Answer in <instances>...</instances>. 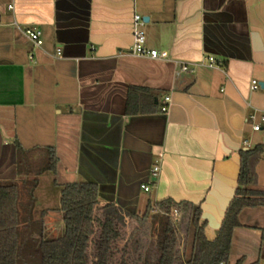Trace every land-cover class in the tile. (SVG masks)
<instances>
[{
	"label": "crops",
	"instance_id": "crops-1",
	"mask_svg": "<svg viewBox=\"0 0 264 264\" xmlns=\"http://www.w3.org/2000/svg\"><path fill=\"white\" fill-rule=\"evenodd\" d=\"M0 13V180H18L19 147L54 139L59 198L64 184L92 182L99 204L131 213L167 198L199 204L213 239L238 187L240 152L264 143L247 121L264 109V0H0ZM135 14L148 18L146 46L168 59L132 53ZM27 27L42 32L41 46ZM252 80L263 85L253 90ZM58 208L38 213L49 235V212L63 221ZM239 221L229 264H264V207L244 208Z\"/></svg>",
	"mask_w": 264,
	"mask_h": 264
},
{
	"label": "trees",
	"instance_id": "trees-1",
	"mask_svg": "<svg viewBox=\"0 0 264 264\" xmlns=\"http://www.w3.org/2000/svg\"><path fill=\"white\" fill-rule=\"evenodd\" d=\"M29 151L19 147L18 180H0V264H229L233 230L241 226L240 212L264 207V190L254 188L256 166L264 154V143H259L240 152L238 187L213 239L205 234L199 204L170 198L148 204L140 225L127 235V218L137 215L115 201L99 204L98 185L92 182L62 185L58 210L64 229L50 238L42 219L33 215L35 189L39 175L56 171L58 158L49 147L45 163L36 167L34 157L38 158L40 150H31L38 151L33 155ZM176 209L188 219L182 244L175 221L168 215ZM150 212V237L143 245L138 233L143 232L144 217ZM235 264H246L245 258Z\"/></svg>",
	"mask_w": 264,
	"mask_h": 264
},
{
	"label": "rangeland",
	"instance_id": "rangeland-1",
	"mask_svg": "<svg viewBox=\"0 0 264 264\" xmlns=\"http://www.w3.org/2000/svg\"><path fill=\"white\" fill-rule=\"evenodd\" d=\"M31 86H33V83H31ZM35 86V85H34ZM35 110L33 112L34 116H35ZM53 111H47V116L43 119L46 122H49L51 124V122L54 120V116H53ZM50 138L52 139V135H49ZM259 140L261 141L260 137ZM39 141V140H37ZM55 140H45V142L39 141V142H34V143H38L35 148H30L29 153L30 154H35L38 151H31V150H40L38 155V158L36 159L34 157V164L36 165V167H39L41 165H43L46 161L45 157H46V150L47 148L53 146L56 147V142H54ZM257 143V142H256ZM33 143H26L25 145H32ZM41 154V157H39ZM38 165V166H37ZM259 173L260 176L262 178V180H264V156L263 159L259 165ZM52 173L50 172H46L44 173L41 177H40V182L39 185L36 187L35 189V197H36V203H35V207L33 210V215L35 219H39L40 216H38V213H40L41 210L43 209H54V208H58L59 206V193H58V186L52 183ZM145 196H148L149 198H153V194L152 192L150 194L148 193H143ZM54 207V208H53ZM146 208H142L140 211H138V213H135L137 216L135 218H127V227H126V231H127V235H129V233L132 231V229L135 226H139L140 225V219L145 215L146 212ZM153 213V211H152ZM151 212L149 213V215H147L146 217H144V226L142 227V231L143 232H139L138 236L142 242V244L144 245V243H148L149 240V225L152 219V216H150V214H152ZM50 219H49V223L47 224L49 230H52V228H54V233L53 234H48V231L45 232L46 237H57L59 235L62 234L63 230L60 231V224L62 223V227L64 229V223L63 221H60L56 212L55 211H50ZM38 216V217H37ZM178 220L175 222L178 231H179V239L181 244L184 241V236H185V230L187 228V223H188V219L187 216L183 215L182 212L179 215V217L177 218ZM61 222V223H60ZM146 229V230H144ZM182 247V245H180ZM234 257L231 256V261L233 262Z\"/></svg>",
	"mask_w": 264,
	"mask_h": 264
},
{
	"label": "built area",
	"instance_id": "built-area-1",
	"mask_svg": "<svg viewBox=\"0 0 264 264\" xmlns=\"http://www.w3.org/2000/svg\"><path fill=\"white\" fill-rule=\"evenodd\" d=\"M7 9L10 11L15 10L14 4L9 3L7 5ZM1 18V13H0ZM144 24L143 18L135 14L133 16V42H132V53L140 56H148L150 58H160V59H168V53L163 51L159 52L157 49L154 48H148L145 44V32L142 29V26ZM22 32L28 37V39L34 44V46H41L43 43L42 40V32L37 28H30L27 27L22 30ZM60 49L57 50V54L60 55ZM209 65L214 66L216 64V60L213 56L208 57ZM178 65L180 67L181 71H189L190 68L188 64L183 62H178ZM260 86L259 82L257 80L251 81V89L255 90L258 89ZM165 104L161 106V110L163 112L167 111V102L169 101V97L164 98ZM247 121L249 122L251 129L253 131H263L264 132V109H257L253 108V111L251 114L248 115ZM159 171V166L154 165L151 168V176H156L157 172ZM142 189L144 191H149L150 187L147 184L141 185ZM180 209H176L173 212L168 213V215L176 222L179 217Z\"/></svg>",
	"mask_w": 264,
	"mask_h": 264
},
{
	"label": "water",
	"instance_id": "water-1",
	"mask_svg": "<svg viewBox=\"0 0 264 264\" xmlns=\"http://www.w3.org/2000/svg\"><path fill=\"white\" fill-rule=\"evenodd\" d=\"M143 19H145V20H148V18L147 17H145V18H143ZM260 84V86H262L263 85V83L261 82V83H259ZM117 203V202H116ZM118 204V203H117ZM119 205V204H118ZM121 206V205H120ZM122 207V206H121Z\"/></svg>",
	"mask_w": 264,
	"mask_h": 264
}]
</instances>
